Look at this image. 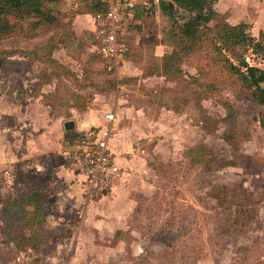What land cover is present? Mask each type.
<instances>
[{"label":"rangeland","instance_id":"374dc122","mask_svg":"<svg viewBox=\"0 0 264 264\" xmlns=\"http://www.w3.org/2000/svg\"><path fill=\"white\" fill-rule=\"evenodd\" d=\"M143 1L134 3L130 17L126 9L121 14L130 30L133 57L143 55L141 65L128 63L123 71L106 73L98 59L89 67L90 80L98 84L112 78L126 82L113 92L81 90L76 82L77 75L81 80L87 73L84 50L88 56L93 49L90 37L85 49L82 35L80 49L59 44L53 50L63 33L58 27L32 41L22 36L0 39V94L8 90L7 70L22 74L9 90L21 83L36 97L66 94L79 110L101 118L107 110L115 113L121 94L112 144L126 157L125 177L112 193L90 200L76 217L64 212L60 218L53 212L59 218L46 220L36 246L16 250L0 213V264H264V130L259 122L264 108L255 106L252 92L224 65L227 59L234 61L232 54L219 53L212 42L183 59V75L174 78L159 71L161 60L136 48L135 42L140 35L141 43L150 42L151 34L153 41L146 45L151 47L159 35L170 53L172 33L180 32L186 16L180 12L173 23L161 12H151L153 0ZM146 11L151 12L147 17ZM256 39L264 36L256 34ZM10 47H32V60L10 61L2 53ZM236 52L264 70L263 53L249 49L246 54L245 48ZM52 55L74 71V82L50 66ZM148 66L153 75L142 77ZM57 98L38 99L60 115L66 106ZM73 117L77 115L67 113L63 120ZM96 124L106 125L102 119ZM22 231L31 235L28 227Z\"/></svg>","mask_w":264,"mask_h":264},{"label":"crops","instance_id":"0c3cea01","mask_svg":"<svg viewBox=\"0 0 264 264\" xmlns=\"http://www.w3.org/2000/svg\"><path fill=\"white\" fill-rule=\"evenodd\" d=\"M51 1L56 4L46 2V6L56 11L58 20L57 27L59 31L63 32L62 34L60 33V38L52 45L51 50H53L54 46L56 47L59 44L65 45L68 48L76 45L78 49H80V43H78L80 40L78 38L82 35L85 36V49L86 36L92 39L93 49H91L88 56L87 51L84 50V56L87 57L84 63V72L86 73L87 70V73L86 75L83 74V77L80 78L81 80H79L78 75L76 76L78 79L76 82L79 83L81 90L93 89L96 92L105 93L113 92L125 85L126 82L115 78L108 79L103 81L102 84H98L90 80L89 72L92 68L90 69L89 67H91L93 61L100 59L104 62L106 73H118L119 71H123L124 68H128L126 66L128 63L141 65L140 62L143 55L140 54L136 59L135 57L126 58L123 64L115 69L102 58L99 52V42L96 38V32L99 24L97 15L101 12L93 14L92 12L85 11V9L84 12L81 11L82 7L85 8L92 0ZM141 1L143 0H124L125 4L123 10L126 9L130 11L134 3H142ZM160 1L169 0L150 1L152 6H154L151 12L157 14L161 12L166 16L159 8ZM143 4L147 5L148 3L143 1ZM214 9L218 13L226 14L227 21L231 25H238L241 23L247 24L249 26V33H251L255 39L256 34L264 36V0H217L214 3ZM151 12L146 11L145 17L151 14ZM131 14L132 12L128 13V16L130 17ZM139 17L141 19L143 18L142 16ZM61 19L65 22H62ZM124 30L126 31L125 33H127L125 36L127 48L130 50V45L127 42L128 38H130V30L129 28H124ZM149 36V41L152 42L154 35L150 34ZM35 38H29L28 40L32 41L35 40ZM142 38L143 35L138 36L135 47L141 51L148 52V54L152 55L151 57L153 59L156 58L161 60L167 53L165 50L167 46L159 42V35L155 36L156 44L151 47L146 46L148 45L147 43L150 42L141 43ZM3 49L5 50H2V53L8 56L7 59H12L10 61H18L20 63L23 59L28 62L26 59H31L34 53L32 47H10ZM12 50L30 51L31 54H9L8 52ZM19 55L22 57H19ZM51 59L54 63L50 66L63 74L56 70H52L58 72L60 77L74 82V79L71 78V74H74V71L67 67L65 64L66 62H58L53 55ZM149 66L148 69L143 71L142 77L149 78L152 76L149 75L151 72ZM21 75L20 72L12 70L5 71V88L8 90L7 93L0 94V213L3 221H5L4 211L10 210L13 212L14 207L12 205L15 201H21L24 203L27 211L34 213V207L29 203V199L33 193L44 196L48 201L50 213L47 220L59 218V216L61 218L64 216V212H72L75 217L84 214V210L82 209L83 205L90 204L91 202L86 200L83 195L82 182L84 177L72 164L69 156L65 154L63 147L67 141L78 138L83 132L91 128L102 127L103 125L101 124L96 126L98 120L101 121L102 119L106 124L104 116L109 110L106 112L104 111L105 114L101 118L91 112H87V110H79L78 106H75V103L72 102L70 97H66V94H41V96L36 97L33 94H27L26 84L22 85L21 83H13L18 85L19 88L16 90L12 89V91L11 89L9 90V86L12 82H16V79ZM130 77H135L133 81L137 79V82L140 79L137 78L138 76ZM35 78V86L39 88L41 86L40 77L36 75ZM71 94L70 92L69 95ZM54 96H57V99L61 100L60 103L66 106L62 109L60 115L54 113L53 110H51V106L44 105L40 102V99H38ZM116 101L117 107L114 111L116 121L114 122V127L117 126L118 110L123 102L121 94L116 97ZM67 113L76 114L77 118L74 119L73 117L63 120L64 115ZM61 114L64 115L61 117ZM67 122H73L74 129L67 131L65 129V123ZM113 140L114 137L111 144ZM125 174L126 171L124 177ZM122 181L123 179L118 181L112 190L104 197L112 193ZM53 212H57L59 216L56 215L54 218Z\"/></svg>","mask_w":264,"mask_h":264},{"label":"trees","instance_id":"16d2710c","mask_svg":"<svg viewBox=\"0 0 264 264\" xmlns=\"http://www.w3.org/2000/svg\"><path fill=\"white\" fill-rule=\"evenodd\" d=\"M216 1L169 0L159 2L160 10L173 23H177L176 16L180 12L186 16L180 32L172 33L173 50L161 59L159 71L174 78L183 75L181 69L183 59L193 55L206 43L212 42L219 53L226 50L232 54L235 62L227 59L223 61L224 65L232 74L241 78L246 90L252 92L255 106L264 108V70L250 65L247 56L245 58L236 52L237 49L245 48L246 54L249 49L264 54V40L258 41L249 34L247 24L231 25L227 21L226 14L218 13L214 9ZM84 9L96 14L106 11L107 5L101 0H92L85 8L82 7L81 11L84 12ZM57 21L56 11L46 6V0H0V39L13 36L35 38L39 33L48 32L50 28L57 27ZM27 24H30L31 28L27 29ZM8 53L31 54L30 51L23 50H12ZM129 57H133L131 50L126 52V58ZM153 73L154 70L151 69L149 75ZM263 114V112L259 113V122L264 130ZM217 190L220 194L225 192L221 189ZM29 203L33 205L34 213L27 211L21 201L13 202V212L6 210L3 213L9 240L14 248L21 252L40 242L42 229L50 213L48 201L42 195L33 193ZM25 227L31 231L28 237L22 231Z\"/></svg>","mask_w":264,"mask_h":264},{"label":"built area","instance_id":"2783aa9c","mask_svg":"<svg viewBox=\"0 0 264 264\" xmlns=\"http://www.w3.org/2000/svg\"><path fill=\"white\" fill-rule=\"evenodd\" d=\"M107 10L97 15L96 38L102 58L117 69L126 59L128 46L125 40V26L121 17L124 0H101ZM104 127L91 128L78 138L64 144V152L80 171L83 195L86 200H97L108 194L114 185L124 178L122 161L125 156L117 154L111 141L115 134L113 112L105 114Z\"/></svg>","mask_w":264,"mask_h":264},{"label":"water","instance_id":"95a60500","mask_svg":"<svg viewBox=\"0 0 264 264\" xmlns=\"http://www.w3.org/2000/svg\"><path fill=\"white\" fill-rule=\"evenodd\" d=\"M65 129L67 131L74 129V123L73 122H67V123H65Z\"/></svg>","mask_w":264,"mask_h":264}]
</instances>
